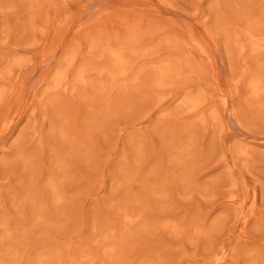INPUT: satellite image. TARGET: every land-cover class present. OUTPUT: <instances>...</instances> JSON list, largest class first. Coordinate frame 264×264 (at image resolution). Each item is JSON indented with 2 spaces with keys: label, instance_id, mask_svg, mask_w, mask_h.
<instances>
[{
  "label": "rangeland",
  "instance_id": "rangeland-1",
  "mask_svg": "<svg viewBox=\"0 0 264 264\" xmlns=\"http://www.w3.org/2000/svg\"><path fill=\"white\" fill-rule=\"evenodd\" d=\"M0 264H264V0H0Z\"/></svg>",
  "mask_w": 264,
  "mask_h": 264
}]
</instances>
